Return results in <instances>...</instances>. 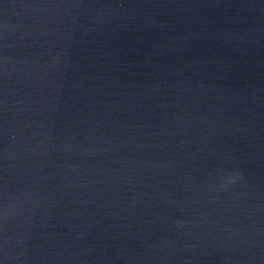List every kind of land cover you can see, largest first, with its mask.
<instances>
[{"label": "water", "instance_id": "water-1", "mask_svg": "<svg viewBox=\"0 0 264 264\" xmlns=\"http://www.w3.org/2000/svg\"><path fill=\"white\" fill-rule=\"evenodd\" d=\"M0 264H264V0H0Z\"/></svg>", "mask_w": 264, "mask_h": 264}]
</instances>
